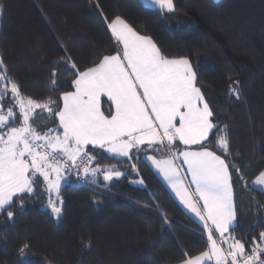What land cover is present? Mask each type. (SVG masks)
I'll list each match as a JSON object with an SVG mask.
<instances>
[{
  "label": "trees",
  "instance_id": "1",
  "mask_svg": "<svg viewBox=\"0 0 264 264\" xmlns=\"http://www.w3.org/2000/svg\"><path fill=\"white\" fill-rule=\"evenodd\" d=\"M171 1L172 12L140 0H0V91L5 85L9 97L13 86L45 109L31 121L34 132L59 129L62 97L118 53L109 31L117 20L161 58L188 61L213 124L197 148L226 164L237 215L229 233L251 254L264 236V192L250 185L264 173V0ZM103 111L110 113L106 103ZM86 153L92 168L121 177L69 179L58 221L44 209L41 181L17 195L0 210V264H184L208 252L202 228L142 157Z\"/></svg>",
  "mask_w": 264,
  "mask_h": 264
},
{
  "label": "rangeland",
  "instance_id": "2",
  "mask_svg": "<svg viewBox=\"0 0 264 264\" xmlns=\"http://www.w3.org/2000/svg\"><path fill=\"white\" fill-rule=\"evenodd\" d=\"M140 1L148 7H160L167 12L174 10L171 0ZM109 31L117 46L120 59L108 57L102 67L89 75L94 83L93 87L90 86V92L94 95H106L110 107L125 111L126 118L132 122L131 130L122 133L124 140L119 145V149L122 151L135 149L138 152L136 155L149 160L165 180L173 181L177 189L179 186L176 176L174 179L171 178L172 167L176 172L180 170L183 174L189 186V199L194 207V217L210 245L207 253L193 258L192 263L189 264L253 263L264 253V236L262 245H258L251 254L244 252L235 239L223 240L231 237L230 228L237 225L231 180L225 185L221 169L209 164L208 158L199 157L198 167L201 169H195V172H198L197 179L199 175L200 181L194 179L193 170L189 178L186 170L183 169V163L189 165V162L187 163L186 160L184 162L180 156L181 146L195 145L197 141H204L206 133L209 136L213 128L205 104L197 105L193 97L194 72L191 65L188 61L179 60V68L164 66L168 63L157 55L153 43L148 39L144 40L150 45L144 43L139 39L141 37L123 21L118 20L109 25ZM185 66H188V69L185 70ZM3 83L4 80L0 76V84ZM2 88L3 90L0 91V210L15 195L30 189L29 176L33 174L36 182L32 183L30 192L38 181L43 183L48 195L44 209L49 210L58 221L61 218L62 205L59 192L63 187L64 178L67 177L63 175L59 166L39 156L32 142L26 138L31 130L27 120L31 124L33 118L38 117L45 109L17 97V90L13 86L10 87L11 95L3 98L2 94L7 88L5 85ZM4 101H7V107H3ZM61 134L56 128H47L43 132L36 128L35 138L52 150L60 149L64 152L67 141L64 138L60 139ZM149 145H155L151 150L157 155L165 156L164 152L167 151L175 163L172 161L170 166V161L165 158L158 159L154 154L150 156L147 152L150 151ZM116 149H118L117 145ZM172 151L175 153L173 154ZM67 157L72 162L80 156L75 159H71L69 155ZM92 173L95 177L100 174L105 183L121 177L118 173L102 172L100 169L92 170ZM206 180L213 182L214 186L207 185ZM95 181L98 182L96 179ZM132 184L142 186L141 181H133ZM250 185L264 192V173ZM177 195L184 204V195L180 190ZM214 236L220 237L223 243L219 245Z\"/></svg>",
  "mask_w": 264,
  "mask_h": 264
},
{
  "label": "crops",
  "instance_id": "3",
  "mask_svg": "<svg viewBox=\"0 0 264 264\" xmlns=\"http://www.w3.org/2000/svg\"><path fill=\"white\" fill-rule=\"evenodd\" d=\"M149 7L164 10L160 7H152V6H149ZM119 21H121V20H119ZM139 39L144 41V43L150 45L148 42H145L144 39H146V38L141 37ZM153 45H154V43H153ZM154 47L156 48L155 45H154ZM155 51H157L156 52L157 55H159V57L161 58L157 48ZM130 52H132L131 49H130ZM112 57H116V58L120 59L118 56V53ZM107 59L108 58H105L97 67L81 74L75 81L74 91L72 93L66 94L62 97V106H61V109L58 113V128H59L60 134L62 133L60 136V139L64 138L67 141V143H66L67 146L65 147L64 152H66L65 154L69 155L71 157V159H75V158L81 156L82 154L86 153L87 150H89V149L101 151L105 155L110 156V157L116 156L115 158H118V159H127L131 155L138 153L135 149H131L129 151H127V150L122 151L121 149H119V145H121V143L124 140L122 133L126 132V130H131V126H132V122L126 118L127 113L121 109L118 111V109L110 107L109 99L106 95H104V94L94 95L92 92H90V86L92 85V87H93L94 83L92 81V78H89L90 77L89 75L91 73H93L94 71H96L97 69H99L100 67H102V65H104V63H105V61H107ZM161 60L166 61V63H168L164 66L173 67V68L174 67L175 68L180 67L179 60H165L163 58H161ZM184 61H186V60H184ZM187 67L188 66H185V70L188 69ZM185 85L189 86L187 84H185ZM193 85H194L193 97L196 100V104L197 105L205 104L206 109L209 112V120L212 124L211 113H210V110L208 108V105L206 104L202 93L199 91V89L195 85V76H194V80H193ZM104 103H106L108 106V110L110 111L109 115L105 114L103 111V104ZM27 124L30 126L29 120H27ZM212 130H213V128H212ZM206 134L207 135H205L203 138L204 141H200V142L197 141L196 143H194L195 145H193V144L182 145L181 144L182 146H181V150H180V156L182 157L184 162H185V160H186V162L187 161L189 162V165H187L186 163H183V169L186 170L187 174L189 175V178H191V172L193 170L194 179H197L198 172H195V169H197V170L201 169L198 167L199 166V157L200 158H208L210 161L209 164H212L215 167L218 166L221 169V171H222L221 176L224 178L223 179L224 184L228 185V182L230 183L231 179L229 177L228 168H227L226 164L224 163V161L221 158H219L218 156H216L215 154L211 153L209 150L197 148L199 145L203 144L208 139V137L211 135V133L209 136H208V133H206ZM177 144H178V142H177ZM116 145H117L118 149H116ZM152 146H155V145H149L148 146L150 151H147V152H148V154H150V156H153V154H154L157 156L158 159L165 158L166 160L170 161L169 162L170 166L172 165V163H171L172 161L175 163L174 159L170 158V154L167 151L164 152L165 156L157 155L156 152L151 150ZM193 146H195V147H193ZM106 151H108V153ZM172 153L174 154L175 152L172 151ZM144 161H146L148 163V165L151 167V169L154 171V173L158 176V178L161 180V182L163 183L165 188L170 192V194L177 201V203L180 205V207L193 220H195V222L199 225V223L196 221V219L194 217V213H193L194 207L192 205V201L189 199L190 198V195L188 192L189 186L185 182L183 174L180 172V170H178L176 172L174 167H172L173 169H172L171 178L174 179L176 176L177 183L179 186V189H177L176 186L173 184V181L171 179L165 180L160 175L158 170L154 167V165H152L149 162V160H144ZM95 169L96 168H92L93 171ZM97 169H100V168H97ZM29 180H30V189L23 191V192H20L17 195L30 192L31 186L33 187L32 183L35 180V176L33 174H31L29 176ZM197 180L200 181L199 175H198ZM206 181H207L206 182L207 185L214 186L213 182H210L209 180H206ZM67 182H68V179L64 178L63 186L66 185ZM178 190H180L181 193L184 195V204L180 201V199L177 195ZM17 195H15L12 199H10L9 203ZM200 197L202 198L201 194H200ZM232 201H234L233 200V191H232ZM9 203H7L6 206ZM233 205H234V203H233ZM190 209L192 212L190 211ZM187 210H189V212ZM234 212H235V207H234ZM235 219H236V214H235ZM230 229H232V228H230ZM222 234H224V233H222ZM223 240L227 241L225 238H223ZM230 241H232V238ZM192 260L193 259L185 262L184 264L192 263Z\"/></svg>",
  "mask_w": 264,
  "mask_h": 264
},
{
  "label": "built area",
  "instance_id": "4",
  "mask_svg": "<svg viewBox=\"0 0 264 264\" xmlns=\"http://www.w3.org/2000/svg\"><path fill=\"white\" fill-rule=\"evenodd\" d=\"M26 138L32 142L38 155L44 157L49 163L55 164L61 168L63 175L68 179H73L79 183L90 182L92 180V165L93 158L90 154H82L75 161H69L67 154L60 149H50L43 142L35 138L34 130H30ZM219 245L223 243V240L218 236L215 237ZM227 241L231 240V237L225 238Z\"/></svg>",
  "mask_w": 264,
  "mask_h": 264
},
{
  "label": "water",
  "instance_id": "5",
  "mask_svg": "<svg viewBox=\"0 0 264 264\" xmlns=\"http://www.w3.org/2000/svg\"><path fill=\"white\" fill-rule=\"evenodd\" d=\"M260 262H261L260 259L256 258L255 261L253 263H251V264H260Z\"/></svg>",
  "mask_w": 264,
  "mask_h": 264
}]
</instances>
